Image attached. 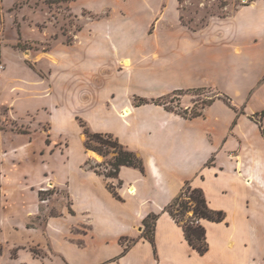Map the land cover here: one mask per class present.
Wrapping results in <instances>:
<instances>
[{"label":"crops","instance_id":"1","mask_svg":"<svg viewBox=\"0 0 264 264\" xmlns=\"http://www.w3.org/2000/svg\"><path fill=\"white\" fill-rule=\"evenodd\" d=\"M0 1L11 6L16 0ZM77 1L72 0V8ZM92 1L99 4L81 5V10L108 11L124 18L128 34L135 29L142 32L141 25L133 27L137 16L145 18L143 26L147 18L161 13L170 16L173 11L175 15L186 11L193 17L191 23L179 16L172 17L171 25L158 24L168 32V40L161 36L159 40L140 42L130 34V41L119 44L115 38L122 37L121 30L111 29L112 42L100 30L99 39L90 43L100 50L111 46L149 47L151 52L135 72L121 70L120 74L109 75L121 79L123 88L119 91L112 89L101 95L100 90H91L86 84L84 91L73 93L76 97L87 95L88 103L96 104L104 119L103 125L94 128L86 120L90 130L118 137L144 160L145 173L122 166L118 178H113L90 169L87 161L100 163L103 155L86 148V135L81 133L80 155L75 158L70 156V144L47 141L50 152L42 147L32 153L42 164V170L34 173L35 180L12 188L21 186L22 193L37 191L32 193L34 197H39L41 190L54 189L56 196L68 198L69 204L60 201V213L48 216L45 231L27 226L40 208L28 207L23 218L12 221L10 217L0 218V241L10 243V230H16L29 237L31 247L47 251L48 242H52L53 250L49 251L59 264H264V0ZM210 6L219 11L204 15ZM194 7L198 13L192 12ZM106 55L95 58L100 60L93 58L90 66L76 71L77 79L78 75L86 81L104 79L106 61L102 59ZM123 60L130 64L131 59ZM26 66L25 70L34 72ZM60 68L54 94L38 95L51 99L44 109L54 110L50 112L56 116L64 111V106L57 103ZM19 79L13 77L11 81ZM205 87L219 92L198 116L186 117L152 101L175 90ZM137 96L149 102L135 105ZM224 96L230 97L231 104ZM126 109L131 110L129 115ZM55 143L65 147L52 150ZM31 146H20L23 152H7L2 160L25 162ZM55 152L64 157L60 158L58 172L47 165ZM111 183L118 185L121 198L110 190ZM187 186L202 188L209 207L225 212L222 221L200 220L209 246L203 254L189 243L184 227L165 210ZM3 191L2 196H9L6 186ZM151 213L158 214L154 242L143 236V220ZM85 225V231L77 230L72 236V227ZM26 254L43 264L50 257H39L32 251Z\"/></svg>","mask_w":264,"mask_h":264},{"label":"rangeland","instance_id":"2","mask_svg":"<svg viewBox=\"0 0 264 264\" xmlns=\"http://www.w3.org/2000/svg\"><path fill=\"white\" fill-rule=\"evenodd\" d=\"M7 1L13 3L15 0ZM89 4L99 3L92 0H78L72 8V0H16L11 6L0 1V42L4 51L5 69L7 67L6 70L2 71L3 73H0V218L10 217V221H12L23 218L28 207H33L36 210L40 208V213H35L31 221L27 223L28 227L38 228L39 231L46 230V221L50 214L60 213V201L69 204V199L63 195L56 196L54 189L43 190V194L40 193L39 197H34L32 193L37 194V191L22 193L20 191L22 190L21 186L18 189L12 188L14 185H20L25 181L33 182L36 178L34 173L37 174L42 170L40 159H34L32 153L42 147L48 153L50 150L46 146L47 140L49 143L59 140L63 144H70V156L72 158L80 155V133L86 135L83 133L81 123L85 122V125L91 129L89 124L94 128L103 125L105 122L99 116V112L94 106L96 104L88 103L89 98H85L87 95L76 97L73 96V93L78 90L84 91L83 87L86 84L91 85V90H100L101 95L112 89L114 92L119 91L123 88L121 79L116 76L109 77V75L120 74L122 73L121 70L135 72L144 62L142 59H146L147 56L145 55L151 52L149 47L140 50L111 46L108 47L109 49L100 50L90 43L99 39L100 30H104L105 39L112 42L114 40L112 28L121 30L120 35L122 37L116 36L115 38L119 44L130 41V34L133 35L134 40L140 42L142 40H159L161 36L164 40H168V32L161 30L160 27H164L167 23L171 25L172 17L182 16L183 20L190 23L193 19L190 12L182 11L181 15H175L173 11L170 16H163L161 13L157 17H149L143 26L145 18L137 16V18H133V27L135 29L141 25L142 32L135 29L134 33L128 34L125 31L127 23H124V18L110 15L108 11L96 13L95 10H81L82 6ZM215 11L219 10L210 6L206 8L203 14L208 15ZM192 12L198 13L199 9L194 7ZM126 37L129 40H125ZM104 53L107 54L102 59L106 61V65L103 67L106 73L104 79L86 81L79 75L77 79L76 71L90 66L93 58L103 56ZM125 58L131 59L129 65L122 62ZM24 62L35 73L31 69H29L31 71L25 70L28 67ZM59 68L57 103L64 106V111L62 110L56 116L50 112L54 110L44 109L50 105L51 99L38 95L54 94L55 77ZM26 72L29 75L22 78ZM38 76L42 77L43 80ZM13 77H20V79L11 81ZM80 81L82 83L79 84ZM218 92L213 87H205L199 91H174L158 97L157 100L181 113H184L186 104L195 103L189 111L196 112L202 111L211 97ZM140 101L139 96L134 100V102ZM29 143L32 146L25 162L20 161L19 164L17 160L13 163L2 160L7 152H23L24 149L20 146ZM61 147H65V145ZM61 147L55 143L52 145V150L60 151ZM113 150L114 148L104 146L107 155H102L105 156V160L103 161L104 157L102 156L100 163H93L92 161L90 163L95 166L100 164L103 171L111 170L112 167L108 161H111L115 156ZM66 153L65 151V155H67ZM55 154L47 162V165L51 167V170L58 172L60 171V158L62 157L64 160V157L61 152H55ZM3 186L7 187L9 196H2L5 193ZM191 188L190 186L186 187L182 200L190 199ZM45 197L48 198L47 201L44 200ZM36 201L37 205L35 204ZM177 208H179L178 204L175 206V209ZM180 217L184 218L185 221L193 219V209L191 208L185 215L180 214ZM150 223L152 230L153 220H150ZM85 228L86 225L84 227H72L70 233L73 236L77 230L85 231ZM28 239L29 237L23 232L10 230V243H7L6 240L0 241V260L2 263L43 264L42 262L38 263V261L36 263L27 257L26 253L32 251L39 257L44 254L49 255L46 264H59L58 259L54 258L49 251L50 249L53 250L52 242H48L49 249L46 251L36 245L34 247L29 246ZM123 242L127 244L128 240Z\"/></svg>","mask_w":264,"mask_h":264},{"label":"trees","instance_id":"3","mask_svg":"<svg viewBox=\"0 0 264 264\" xmlns=\"http://www.w3.org/2000/svg\"><path fill=\"white\" fill-rule=\"evenodd\" d=\"M203 88L197 89H187V90H175V92L179 91H199ZM225 101L228 104L230 103V97L224 96ZM140 102H135V105H140L143 103H148L149 101L146 98H140ZM156 104L164 105L167 109L174 110L169 108L165 103L160 102V100L153 99L152 100ZM212 100H210L207 104H210ZM205 107V106H204ZM181 113V112H180ZM202 113V111L190 112L189 109H185L184 113H182L186 117H194L198 116ZM262 117L264 116V111L261 113ZM259 120V118H258ZM83 127V132L86 134L85 147L88 149H93L98 151L100 154L107 155L104 151V146L114 148L113 152H115V156L108 161V164L111 165L112 169L108 171H103L100 168V164L96 166L91 164L90 161H87V165L90 169L95 170L100 174H104L107 177L118 178L119 172L122 166H133L139 168L142 172L145 173V164L144 160L133 150L126 147L122 144L118 137H116L112 133H104V132H94L91 131L86 125L85 122L81 123ZM49 142V140H47ZM96 143V144H94ZM122 182H119L121 184ZM110 190L116 195L118 198H121L117 191V185L111 183L109 184ZM190 199L182 200L183 193L175 198L170 204H168L165 210L169 211L171 215L176 219L178 223H180L185 230L186 238L189 243L196 248L200 253H205L209 246L206 238V229L201 224L200 220L202 218H207L213 221H222L225 218V212L223 210H214L209 207L206 196L204 194V190L202 188H191ZM43 194V190L40 191ZM181 200V202H179ZM179 205V208L175 209L176 205ZM193 206V207H192ZM194 211V218L185 221L184 218L180 217V214L185 215L187 211L190 209ZM179 210V211H178ZM158 217V214L151 213L143 220V224L145 226V231L143 236L148 238L150 241L154 242L153 234L155 228V222ZM150 220H153V229L151 230ZM129 246V245H128Z\"/></svg>","mask_w":264,"mask_h":264},{"label":"built area","instance_id":"4","mask_svg":"<svg viewBox=\"0 0 264 264\" xmlns=\"http://www.w3.org/2000/svg\"><path fill=\"white\" fill-rule=\"evenodd\" d=\"M242 2H246V0H242ZM5 68V62H4V56H3V49H2V44L0 42V73L4 70Z\"/></svg>","mask_w":264,"mask_h":264},{"label":"bare ground","instance_id":"5","mask_svg":"<svg viewBox=\"0 0 264 264\" xmlns=\"http://www.w3.org/2000/svg\"><path fill=\"white\" fill-rule=\"evenodd\" d=\"M125 65H128L129 64V62L128 61H126V60H123L122 61ZM125 113H126V115H129L130 113H131V110L130 109H126L125 110ZM96 156H98L97 154H95ZM98 157H100V156H98ZM133 191V190H132Z\"/></svg>","mask_w":264,"mask_h":264}]
</instances>
